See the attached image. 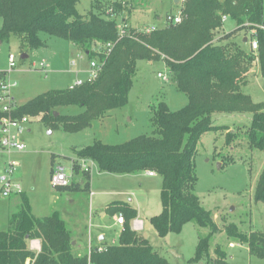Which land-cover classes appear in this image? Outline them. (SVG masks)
I'll return each mask as SVG.
<instances>
[{"label": "trees", "instance_id": "trees-1", "mask_svg": "<svg viewBox=\"0 0 264 264\" xmlns=\"http://www.w3.org/2000/svg\"><path fill=\"white\" fill-rule=\"evenodd\" d=\"M179 1V24L144 33L128 27L127 19L122 18L125 35L119 37L117 19L129 12L130 0H92L85 18L76 16L79 0H0V42L16 36L22 49L36 50L46 46L40 39L44 34L71 44L86 58L87 66L91 60L100 65L94 79L89 80L86 73L80 86L42 93L15 105L9 117H40L49 128L80 132L126 103L137 62L163 61L176 91L185 95L186 105L177 111H170L165 101L149 105L151 136H138L119 145L96 140L73 149L71 174H80L83 181L69 180L65 187L52 188L90 192V167L81 168L79 161H91L99 173L117 176L151 172L161 179V210L148 219L156 235L178 234L189 223L206 228L208 235L198 239L187 264H230L219 246L213 250L214 257L211 255L210 241L219 228L195 194L194 160L199 139L206 132L226 131V145L233 141L235 133L229 132L228 126L212 124L214 114H249L247 143L250 149L264 152V101L254 103L241 90L253 62L264 79V31L258 29L264 25L263 0ZM68 17L74 20L71 25L66 22ZM227 20L234 21L236 27L216 38ZM252 30L257 50L247 52L235 38ZM107 44L112 46L109 53ZM67 107H78L80 112H57ZM2 116L5 114L0 111ZM54 159L52 155L51 165ZM52 170L51 166L50 176ZM13 195L19 196L20 206L9 215L7 230L0 231V264H170L131 228L129 222L136 219L137 212L126 203L111 202L104 209L106 215L124 219L117 244L101 243L78 255L73 253V235L59 212L35 217L25 193ZM253 198L264 205V166ZM223 231L228 239L245 245L249 255L264 259L263 231L244 233L234 224L225 225ZM31 241H38L39 251L31 249Z\"/></svg>", "mask_w": 264, "mask_h": 264}, {"label": "rangeland", "instance_id": "rangeland-1", "mask_svg": "<svg viewBox=\"0 0 264 264\" xmlns=\"http://www.w3.org/2000/svg\"><path fill=\"white\" fill-rule=\"evenodd\" d=\"M91 2L79 0L76 16L85 18ZM179 10L180 4L175 0H130L129 12L117 19L118 28H121L122 18H126L127 25L135 30L151 26L160 29L163 28L166 15L175 17ZM69 19L66 22L71 25L74 20ZM1 26L0 18V29ZM235 27L232 20L224 24L226 32ZM40 39L46 46L36 50L22 49L16 36L0 42V73L5 74V81L12 86L9 96L17 106L42 93L66 89L77 79L82 81L87 78L86 71L79 70L84 64L79 61L82 58L78 56L81 54L79 51L61 39L44 34H40ZM241 46L243 50L249 51L246 44ZM23 54L26 55L25 59L21 58ZM9 55L15 58L13 69L8 65ZM41 64L47 68L37 70ZM257 78L261 80V87L253 72L249 73L241 90L251 94L254 101L263 102L264 79L258 74ZM170 79L171 74L163 61H139L125 104L77 133H66L59 127L49 128L40 121V117L27 118L20 136L25 149L21 152L12 151L5 156V159L18 166L16 177L21 192L26 194L32 206V214L40 218L52 211L60 213L76 241L74 254L80 255L87 250L85 242L90 233L106 232L108 229V243L113 242L108 235L119 234L122 226L111 227L112 217H100L98 213L113 201L130 200L131 205L138 208L137 219L145 228L138 232L142 235L145 233L151 247L170 264H187L193 257L198 239L208 235V229L199 228L193 223L185 225L178 234L170 233L164 238L156 235L148 219L161 210V179L158 176L150 178L145 173L114 176L99 173L95 165L88 164L91 172L90 192H57L50 183L52 155L56 163L53 168L61 165L68 179L77 183L83 180L80 174L72 176L70 171L69 159L74 158L73 149L86 147L96 140L108 145H119L138 136L153 135L149 105L165 101L170 111H177L187 102L185 95L176 91ZM57 112L72 115L79 113L80 108H60ZM243 115L247 118L236 114L212 116L214 126H228L229 132H234L235 136L229 146L225 141L226 131H209L200 137L194 160L197 176L195 194L201 206L211 212L219 228L210 241L211 255L214 257L213 250L219 246L226 253L230 264H264V259L249 255L245 245L228 239L223 231L225 225L234 224L244 233L264 232V205L253 198L255 183L264 166V152L249 148L245 131L249 126L250 115ZM229 159L233 163L226 162ZM80 165L81 168L87 167L84 161ZM14 201L19 202V197L4 198L0 194V231L7 230L9 215L18 211L13 206ZM117 217L115 215V219ZM133 220H130V226ZM112 244H117V240Z\"/></svg>", "mask_w": 264, "mask_h": 264}, {"label": "built area", "instance_id": "built-area-1", "mask_svg": "<svg viewBox=\"0 0 264 264\" xmlns=\"http://www.w3.org/2000/svg\"><path fill=\"white\" fill-rule=\"evenodd\" d=\"M181 18L179 15L173 17L171 15H166L164 26L172 24H179ZM157 28L151 26L149 28L138 29L144 33H150ZM258 29L264 31V25L258 27ZM125 35V28L121 26L119 31V37ZM251 40L249 41L250 50H257V42L255 39V30H252L249 34ZM107 53L111 51L112 46L110 44L106 45ZM8 65L11 69L15 67V58L12 55L8 56ZM73 66V64H71ZM100 65L97 60H91L88 65L86 73L88 79L92 80L95 78L96 71L99 69ZM47 66L41 64L40 70L46 69ZM160 77V75H158ZM5 74L0 73V111L5 114L0 118V194L2 197L7 198L13 194L21 193V187L19 181L16 177L18 166L13 162L5 159V156L12 151L21 152L25 149V145L20 140L21 134L24 132L25 124L27 123V118L23 117L21 119H11L9 116L10 112L16 107L13 100L9 96V90L12 87L9 83L5 81ZM166 80V79H165ZM83 81L77 79L69 88L80 86ZM4 160V161H1ZM86 168V167H85ZM148 175L153 176L154 174L149 172ZM50 183L53 187H65L69 184L68 177L64 174V169L61 165H56L53 168L52 174L50 176ZM116 224L123 225L124 219L122 215H119L116 219ZM131 228L135 231L141 230V224L139 220H133ZM31 249L39 251L38 241L30 242Z\"/></svg>", "mask_w": 264, "mask_h": 264}, {"label": "crops", "instance_id": "crops-1", "mask_svg": "<svg viewBox=\"0 0 264 264\" xmlns=\"http://www.w3.org/2000/svg\"><path fill=\"white\" fill-rule=\"evenodd\" d=\"M178 4H180V1L178 0ZM226 23V21L223 23V26H222V28L217 32L218 33V35H216V38L217 37H219L221 34H223V33H228V32H230L231 30H233V29H230L229 31H225V29H224V24ZM129 27V26H128ZM248 36H249V33H247V32H245V31H243V32H240L237 36H236V38H235V42H241V44H246L247 46H249V41H248ZM246 40V41H245ZM71 45V44H70ZM71 47H73L72 45H71ZM241 48H242V46H241ZM249 48V51H250V46L248 47ZM242 50H243V48H242ZM245 51V50H244ZM79 53V52H78ZM77 53V54H78ZM24 55V54H23ZM78 56L81 58L79 61H82V62H84V64L81 66V69H79L81 72H85L86 71V69H87V62L85 61V57L82 55V54H78ZM150 63H152V61H149ZM74 66V65H73ZM72 66V67H73ZM254 72V77L256 78V81H257V83L259 84L258 86L259 87H261V80H259L258 78H257V74L258 75H260L259 74V71H258V68H257V65H256V63L255 62H253L252 63V66H251V68H250V70H249V72H248V74H247V77H248V75H249V73H253ZM256 72H257V74H256ZM261 77V76H260ZM256 84V83H255ZM71 86V84L67 87V88H69ZM245 86V85H244ZM250 97H251V99H252V95L251 94H248ZM252 101L254 102V103H259V102H262V101H254L253 99H252ZM241 117H245V119L247 118L246 116H244V115H241ZM249 120H250V118H249ZM74 158H72V160H73ZM55 161V160H54ZM84 162H86V166H88V167H90L88 164H93V165H95L93 162H91V161H84ZM69 163H70V171H71V159H69ZM79 163H81V161H79ZM56 163H54L53 162V164L51 165L52 166V168H53V166L55 165ZM139 174H141V173H139ZM109 175H111V174H109ZM134 175H137V174H134ZM145 175L147 176V177H150V178H154V177H156V175H153V176H150V175H148V173L146 174L145 173ZM114 176H117V175H114ZM124 176H126V175H124ZM129 176V175H128ZM26 195V194H25ZM12 197H17V195H13ZM19 197V196H18ZM113 202H120V203H126V204H128L130 207H132L133 209H135L136 210V212H137V216H138V214H139V212H138V208L135 206H133V205H131V201L130 200H128L127 202H124V201H113ZM30 203V202H29ZM14 208L15 209H19V206H20V199H19V202H16V201H14ZM31 207V211H32V206H30ZM105 207H106V205L104 206V208L103 209H101L100 211H98V213H99V215H100V217H104L106 214H105V212H104V209H105ZM103 210V211H102ZM52 212H55V211H52ZM56 212H58V211H56ZM150 218V217H149ZM135 220H138L137 219V217H136V219ZM112 226L111 227H115V226H121V225H118V224H116V219H115V216H112ZM140 224H141V230H144L145 228H144V224H142L141 222H140ZM108 231V229H106V232ZM106 232H104V231H102V232H95L94 234H92V233H90L88 236H87V240H86V242H85V244H86V248H87V250L84 252V253H87L88 252V250L90 249V248H92V247H99V246H101V243H104L105 245H114V244H112L115 240H117L118 241V237H119V234H116L115 236H110V235H108L109 236V238L111 239V241H113L112 243H108L107 242V233ZM120 233V232H119ZM145 234V233H144ZM73 235V234H72ZM147 236V235H146ZM73 240H74V237H73ZM73 244L74 245H76V241H74L73 242ZM81 244H83V243H81ZM80 249V248H79ZM82 249H83V246H82Z\"/></svg>", "mask_w": 264, "mask_h": 264}, {"label": "water", "instance_id": "water-1", "mask_svg": "<svg viewBox=\"0 0 264 264\" xmlns=\"http://www.w3.org/2000/svg\"><path fill=\"white\" fill-rule=\"evenodd\" d=\"M175 2L178 3V0H175ZM245 41H246V40H245ZM21 58H22V59H25V58H26V55H22ZM55 115H56V114L54 113V116H55ZM143 238L146 239V234H143ZM172 254L175 255L174 252H172Z\"/></svg>", "mask_w": 264, "mask_h": 264}]
</instances>
